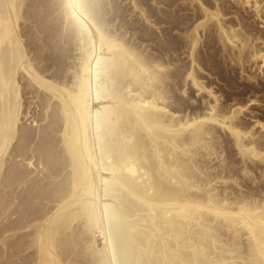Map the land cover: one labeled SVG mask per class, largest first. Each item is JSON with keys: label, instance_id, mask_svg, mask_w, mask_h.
Listing matches in <instances>:
<instances>
[{"label": "bare ground", "instance_id": "obj_1", "mask_svg": "<svg viewBox=\"0 0 264 264\" xmlns=\"http://www.w3.org/2000/svg\"><path fill=\"white\" fill-rule=\"evenodd\" d=\"M149 2L0 0V264H264V0Z\"/></svg>", "mask_w": 264, "mask_h": 264}, {"label": "rangeland", "instance_id": "obj_2", "mask_svg": "<svg viewBox=\"0 0 264 264\" xmlns=\"http://www.w3.org/2000/svg\"><path fill=\"white\" fill-rule=\"evenodd\" d=\"M149 1L151 2V0H149ZM150 2H149V4H151V5L153 6L154 4H152V2H151V3H150ZM156 6L158 7V6H160V5H154L153 8L156 7ZM157 7H156V8H157ZM161 7H162V5H161ZM163 7H164V6H163ZM179 52H180V51H179ZM220 62L222 63V60H220ZM221 66H222V70H224V69H225V65L222 63ZM238 72H239V71H238ZM205 74H206V73H205ZM215 76L217 77V75H215ZM215 76H212L211 78L214 79V78H216ZM234 78H236L237 81L243 82V80L240 79L239 75L237 76V74L234 75ZM257 79H258V81H259L260 83H264V79L261 77V75H257ZM217 83L222 84L220 81H218Z\"/></svg>", "mask_w": 264, "mask_h": 264}]
</instances>
